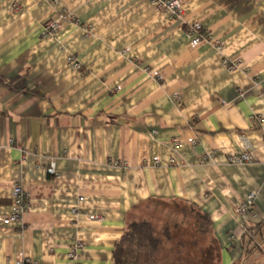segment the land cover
<instances>
[{
    "label": "crops",
    "instance_id": "1",
    "mask_svg": "<svg viewBox=\"0 0 264 264\" xmlns=\"http://www.w3.org/2000/svg\"><path fill=\"white\" fill-rule=\"evenodd\" d=\"M179 1L174 18L149 0H0V264H112L148 201L205 215L215 264H264V0ZM59 13L79 24L43 37ZM238 151L253 162L228 163ZM14 184L29 208L7 224Z\"/></svg>",
    "mask_w": 264,
    "mask_h": 264
},
{
    "label": "rangeland",
    "instance_id": "2",
    "mask_svg": "<svg viewBox=\"0 0 264 264\" xmlns=\"http://www.w3.org/2000/svg\"><path fill=\"white\" fill-rule=\"evenodd\" d=\"M137 215L138 221L149 220L157 231L165 226L168 228L169 239H163L159 264L217 263L215 259H209L217 249L209 226L197 211L180 203L148 201Z\"/></svg>",
    "mask_w": 264,
    "mask_h": 264
},
{
    "label": "built area",
    "instance_id": "3",
    "mask_svg": "<svg viewBox=\"0 0 264 264\" xmlns=\"http://www.w3.org/2000/svg\"><path fill=\"white\" fill-rule=\"evenodd\" d=\"M149 4L156 10V11H168L172 17L179 18L182 16V4L179 0H149ZM19 7L16 3L12 4V9L17 10ZM68 21L73 24H79L75 17L70 13H59L54 17H51L44 21L42 25L41 35L43 37L53 36L55 35L61 27V21ZM186 33L188 37H190V43L192 45L199 44L202 40H205L207 37L204 32H202L201 27L198 23L190 24L186 27ZM220 47H218L219 49ZM67 62L70 63L73 69H80V64L76 61L73 56H68L66 58ZM223 65L226 67L227 70L231 71L237 67V63L235 61H230L229 59H223ZM175 98H178L175 95ZM257 121L259 123H263L262 117H257ZM262 140L264 141V133L262 135ZM176 143L178 142L177 139L174 140ZM189 144H194L193 139L188 140ZM218 155L215 151H207L203 156L204 161L216 163L218 160ZM254 158L251 152L248 151H238L229 154L226 157V161L230 164H246L253 162ZM47 172L51 175H56V169L54 162H50L47 167ZM254 195L248 194L246 195L242 202L238 205L237 211L240 214L246 213L248 210L251 209L253 202H254ZM82 199V198H80ZM29 208V199L27 193L23 190L21 185L14 184L11 189V204H10V211L3 219L4 223H20L23 220V216L25 212ZM73 213H75V209H73ZM92 218H96V215H91ZM82 244L79 242H74L70 245L68 249V256L70 258H74L76 253L79 249H81ZM15 264H38V262L31 258H18L15 261Z\"/></svg>",
    "mask_w": 264,
    "mask_h": 264
},
{
    "label": "trees",
    "instance_id": "4",
    "mask_svg": "<svg viewBox=\"0 0 264 264\" xmlns=\"http://www.w3.org/2000/svg\"><path fill=\"white\" fill-rule=\"evenodd\" d=\"M163 239H169L166 226L157 231L149 220L130 221L113 247L112 264H159Z\"/></svg>",
    "mask_w": 264,
    "mask_h": 264
}]
</instances>
